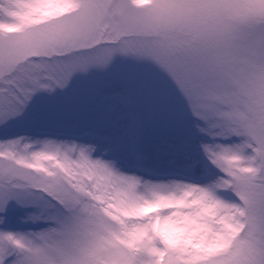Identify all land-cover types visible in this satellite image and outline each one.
<instances>
[{"label": "snow or ice", "instance_id": "snow-or-ice-1", "mask_svg": "<svg viewBox=\"0 0 264 264\" xmlns=\"http://www.w3.org/2000/svg\"><path fill=\"white\" fill-rule=\"evenodd\" d=\"M37 97L0 264H264V0H0V132Z\"/></svg>", "mask_w": 264, "mask_h": 264}, {"label": "rangeland", "instance_id": "rangeland-1", "mask_svg": "<svg viewBox=\"0 0 264 264\" xmlns=\"http://www.w3.org/2000/svg\"><path fill=\"white\" fill-rule=\"evenodd\" d=\"M35 107H30L28 112L25 114L24 117L21 118L20 121L14 123L6 132H0V134H6V135H17V134H31V135H45V134H51L60 131L57 128H54L48 121L50 120V116L47 112H45L42 108V101L39 97H37L36 101H34ZM30 120V121H28ZM23 121H28V125H22L19 126L16 129L13 128L16 124H19ZM48 125V126H47ZM50 125V126H49ZM25 209H19L16 212V217L23 216L25 214ZM12 227L16 228H26L30 227V225L27 224H19L15 222V218L13 220V223L10 225Z\"/></svg>", "mask_w": 264, "mask_h": 264}]
</instances>
